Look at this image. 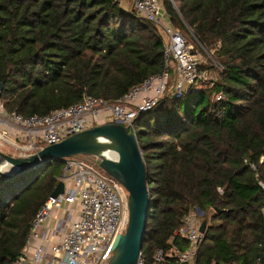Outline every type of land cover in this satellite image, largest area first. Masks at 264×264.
Returning <instances> with one entry per match:
<instances>
[{"label":"trees","instance_id":"trees-1","mask_svg":"<svg viewBox=\"0 0 264 264\" xmlns=\"http://www.w3.org/2000/svg\"><path fill=\"white\" fill-rule=\"evenodd\" d=\"M163 4L175 28L217 49L223 71L181 97L168 95L130 131L150 192L142 257L157 264L158 250L186 249L175 233L198 208L208 221L198 264H264V0ZM166 39L117 0H0L1 100L23 116L47 115L86 95L114 103L162 73ZM64 163L0 175V264L26 248ZM161 264L178 263L166 257Z\"/></svg>","mask_w":264,"mask_h":264},{"label":"built area","instance_id":"built-area-1","mask_svg":"<svg viewBox=\"0 0 264 264\" xmlns=\"http://www.w3.org/2000/svg\"><path fill=\"white\" fill-rule=\"evenodd\" d=\"M132 6L139 16L159 25L167 35L163 43L162 73L146 79L114 103L86 95L81 102L47 115L23 116L9 111L0 98V152L5 153L3 150L11 147L17 151L14 157H29L100 125L101 120L132 131L136 118L153 110L168 95L178 98L205 82L216 80L203 67L204 46L189 28L196 44L172 25L163 0H133ZM215 67L220 73L223 71L219 63ZM58 180L64 183V192L51 196L38 212L26 248L12 264H108L117 237L128 227L127 190L112 177L72 158L65 159ZM259 184L264 189V184ZM56 209L66 213L58 218L48 237L42 229ZM199 210L196 208L185 215L175 233L187 241L188 247H175L168 253L158 250L157 264L163 263L166 257L178 264H198L199 250L206 237L200 232L202 222L198 217L204 212L200 215ZM34 239L47 241L50 246L41 245L31 253L30 243ZM138 264H146L142 254Z\"/></svg>","mask_w":264,"mask_h":264},{"label":"water","instance_id":"water-1","mask_svg":"<svg viewBox=\"0 0 264 264\" xmlns=\"http://www.w3.org/2000/svg\"><path fill=\"white\" fill-rule=\"evenodd\" d=\"M2 89L3 86L0 85V98ZM110 153L115 154L116 158L109 157ZM80 155L99 159L100 169L122 184L129 195L128 227L124 234L117 237L108 264H138L151 206L146 164L138 138L134 132H130L129 127L120 124L98 125L58 144L47 146L29 157H14L0 152V175L16 177L32 172L53 160ZM6 165L13 171L4 172L2 169ZM63 192L64 183L60 182L52 197H57ZM199 214L203 215V211L199 210ZM207 231L208 221L204 220L200 232L206 235Z\"/></svg>","mask_w":264,"mask_h":264},{"label":"rangeland","instance_id":"rangeland-1","mask_svg":"<svg viewBox=\"0 0 264 264\" xmlns=\"http://www.w3.org/2000/svg\"><path fill=\"white\" fill-rule=\"evenodd\" d=\"M127 1L130 2V3H131V1L133 2V0H127ZM130 7H131V5H130ZM131 9H132V7H131ZM175 21L177 22V20H175ZM182 31L185 34H190V31L186 27L182 28ZM204 49H205V52L201 55V59L203 61V67L205 69L209 70L212 73L213 78L217 79L219 77V74H220V71L215 67V64H217V63L220 64V61L218 60L217 53H216L217 49L209 50L206 47H204ZM171 77L173 78V73H171ZM7 110H9V108H7ZM103 124H105V122L103 120H101L100 121V125H103ZM3 151L5 153H7L8 155H11V156L12 155L13 156L17 155V151L14 148H11V147H7ZM72 159L84 162V163L94 167L95 169H97L98 172H100L102 175H106V173L102 169H100V167H99L100 160L95 158V157L80 155V156L72 157ZM198 219L201 222H203L205 220V217H204V215L203 216H199Z\"/></svg>","mask_w":264,"mask_h":264},{"label":"crops","instance_id":"crops-1","mask_svg":"<svg viewBox=\"0 0 264 264\" xmlns=\"http://www.w3.org/2000/svg\"><path fill=\"white\" fill-rule=\"evenodd\" d=\"M132 1L131 3L128 2L127 0H125L124 2L120 3L121 6L123 8H125V10H131L132 6ZM131 5V7H130ZM75 209V208H74ZM66 211L63 209H56L54 210L53 214L48 218V220L45 222L44 225V229L43 230V234L47 233V236L50 237L52 235V231L56 225H57V220L60 217H63L65 215ZM44 245L49 247L50 245L47 243V241L44 240H40V239H34L31 241L30 243V252L33 253L35 251L36 248H38L39 246Z\"/></svg>","mask_w":264,"mask_h":264},{"label":"bare ground","instance_id":"bare-ground-1","mask_svg":"<svg viewBox=\"0 0 264 264\" xmlns=\"http://www.w3.org/2000/svg\"><path fill=\"white\" fill-rule=\"evenodd\" d=\"M108 156L111 158H116V155L112 153H110ZM2 170L7 173L13 171V169L9 165H6Z\"/></svg>","mask_w":264,"mask_h":264}]
</instances>
